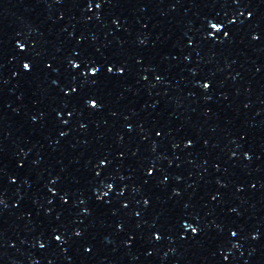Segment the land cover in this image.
<instances>
[{
  "label": "snow or ice",
  "instance_id": "snow-or-ice-1",
  "mask_svg": "<svg viewBox=\"0 0 264 264\" xmlns=\"http://www.w3.org/2000/svg\"><path fill=\"white\" fill-rule=\"evenodd\" d=\"M25 67H27V65H25Z\"/></svg>",
  "mask_w": 264,
  "mask_h": 264
}]
</instances>
